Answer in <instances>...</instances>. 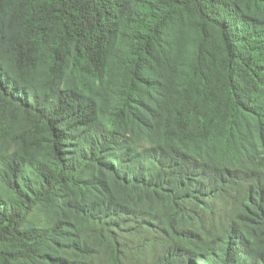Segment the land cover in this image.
I'll use <instances>...</instances> for the list:
<instances>
[{"label":"trees","instance_id":"16d2710c","mask_svg":"<svg viewBox=\"0 0 264 264\" xmlns=\"http://www.w3.org/2000/svg\"><path fill=\"white\" fill-rule=\"evenodd\" d=\"M0 264H264V0H0Z\"/></svg>","mask_w":264,"mask_h":264}]
</instances>
